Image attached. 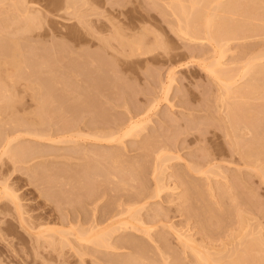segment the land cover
Instances as JSON below:
<instances>
[{
  "label": "rangeland",
  "instance_id": "374dc122",
  "mask_svg": "<svg viewBox=\"0 0 264 264\" xmlns=\"http://www.w3.org/2000/svg\"><path fill=\"white\" fill-rule=\"evenodd\" d=\"M211 1L0 0V264L264 256V0Z\"/></svg>",
  "mask_w": 264,
  "mask_h": 264
},
{
  "label": "bare ground",
  "instance_id": "6f19581e",
  "mask_svg": "<svg viewBox=\"0 0 264 264\" xmlns=\"http://www.w3.org/2000/svg\"><path fill=\"white\" fill-rule=\"evenodd\" d=\"M174 1V3H175V1H177L176 2V5L174 4V5H172L173 7L174 6H176V8H178V6H177V3L178 4H180V2H178V0H173ZM193 2H192V5L194 4H196V2H197V4H198V2H200L199 3V5L200 6H202V7H205L206 5H208V4H206L207 2H208V0L205 2V4L204 3H202L203 1H205V0H203V1H199V0H192ZM217 1L218 0H216V1H214V2H216V3H213L214 4V7H215V9H216V5H219L218 6V8L221 6V9H223V7H222V4H221V2H219L218 1V3H217ZM250 2H251V0H249ZM209 2H212L211 0H209ZM202 3V4H201ZM181 4H182V2H181ZM181 4L179 5V6H181ZM205 6H204V5ZM210 5H208V6H212L211 4L212 3H209ZM216 4V5H215ZM221 4V5H220ZM224 4V3H223ZM17 5V4H16ZM15 5V6H16ZM199 5H195V8L193 7L192 8V11H196L197 13H198V15H197V13L195 12V14L198 16H193V12H191V15H192V17H197V18H195V20L197 21V23L194 25V23L196 22L195 20H194V22L193 23H191L192 21H193V19H191L190 17V15H189V12H190V10H189V12H188V16H190V17H188L187 16V12H186V10H188V9H186V10H184L185 8H180L181 10H183V13H185V15H179L180 17H182V16H186L187 17V19H185L184 21L186 22L185 24H186V27H182V31H183V33L185 32V33H189L188 35L189 36H191L192 37V35L193 36H199L200 34L199 33H201V31L203 30V28H205L206 29V27H207V29L206 30H208L209 28H211L212 29V27H211V25H212V21L214 20V18H213V20H211V14L208 16V14H206L208 17H206V18H208V20H206L205 19V17H201V15H203V13H201L200 11H207L208 10V6H206V8L205 9H203L202 7H200ZM233 5H235V4H233ZM201 8V9H199V7ZM224 6V5H223ZM17 7V6H16ZM198 7V8H197ZM213 7V6H212ZM211 7V8H212ZM175 8V7H174ZM210 8V9H211ZM193 9H196V10H193ZM212 9H214V8H212ZM177 11H179V13H180V10H179V8L177 9ZM217 12V11H216ZM205 13V12H204ZM207 13H208V11H207ZM180 14H182V11H181V13ZM200 14V15H199ZM213 14H215V12H213L212 13V15ZM25 15V14H24ZM204 16H205V14H204ZM248 16V15H247ZM251 16V15H250ZM27 17H29V16H27ZM204 18V19H201V18ZM209 17H210V19H209ZM215 17V16H214ZM30 18V17H29ZM184 19V18H183ZM30 20V19H29ZM29 20H28V22H29ZM201 20V21H200ZM204 20V21H203ZM205 20H206V22L208 21V23H206L205 22ZM210 20H211V22L212 23H210ZM32 21V20H31ZM31 21L29 22V23H27L26 22V19H25V23H26V25L25 24H23L22 26H26L27 27V24H28V27H29V29H30V27L32 26V25H30V23H31ZM184 21H183V23H184ZM200 21V22H199ZM203 21V22H202ZM225 21V20H224ZM203 24H202V23ZM205 22V23H204ZM243 22V21H242ZM19 23V22H18ZM200 23V24H199ZM223 23H225V22H223ZM223 23H222V25H223ZM229 23V22H228ZM236 23H239V22H236ZM244 23V22H243ZM249 23H250V20H249ZM32 24V23H31ZM201 24L204 26V24H206L205 26L206 27H201ZM214 24V23H213ZM226 24H227V22H226ZM225 24V25H226ZM241 24V23H240ZM245 24V23H244ZM21 25V24H20ZM184 25V24H183ZM182 25V26H183ZM193 25V26H192ZM242 25V24H241ZM224 26V25H223ZM223 26H221V27H223ZM228 26V25H227ZM230 26H232L233 27V25H229V28H230ZM237 26V25H236ZM242 26H244V25H242ZM26 27H23V28H26ZM20 28H22L21 26H20ZM19 28V29H20ZM229 28H226L225 30H224V33H226V35L227 34H230V35H232V33H233V36L234 35H238V34H236L234 31H236V29L237 30H239V28H236V29H229ZM234 28V27H233ZM243 28H245V27H243ZM210 29V31L208 30L207 31V33H205V34H209V35H204V34H201L199 37H203V36H208V38L210 39V37H211V40H213V41H215V42H217L216 41V39H218L217 38V35L219 34V32H220V30H222V29H220V30H215V32H214V30L212 31ZM219 29V28H218ZM26 30V29H25ZM241 30H242V28H241ZM179 31H180V29H179ZM204 31V30H203ZM223 31V30H222ZM221 31V32H222ZM181 32V31H180ZM220 32V33H221ZM203 33V32H202ZM216 33V34H215ZM218 33V34H217ZM223 34V33H222ZM222 34H220V35H222ZM186 35V34H185ZM203 35V36H202ZM225 35V34H224ZM121 36V35H120ZM233 36H228V39H230L231 37H233ZM218 37H219V35H218ZM235 37V36H234ZM224 38H226V36L224 37ZM220 41H221V37H220ZM227 41V40H226ZM218 42H219V39H218ZM223 42V41H222ZM140 43V42H139ZM1 46V45H0ZM140 46V45H139ZM219 63H221V62H219ZM218 63V67L220 66V65H222V64H219ZM250 64V63H249ZM254 64V63H253ZM253 64H252V67H253ZM263 64V63H262ZM258 65H260V64H258ZM248 66V65H247ZM246 66V67H247ZM255 66V65H254ZM220 68H222V66L220 67ZM220 68H218L219 70H221ZM251 68V67H250ZM255 68H256V66H255ZM254 68V69H255ZM257 69V68H256ZM211 71H216V72H218V70H216V68H211L210 69ZM222 70H224V68L222 69ZM222 70H221V72H222ZM245 70L247 71V73L248 72H250L249 71V68H245ZM244 70V71H245ZM251 70V69H250ZM245 71V72H246ZM252 71H254L253 69H252ZM224 72H226V74L228 73L227 72V70H224L223 71V73ZM262 73V72H261ZM264 73V72H263ZM225 74V73H224ZM225 74V75H226ZM229 74L230 73H228L227 75L229 76ZM244 74V73H243ZM246 74V73H245ZM258 74V73H257ZM231 75H233V74H230V78L232 77ZM248 75H251V74H249L248 73ZM253 75L255 76V74L253 73ZM260 76V75H259ZM253 77V76H252ZM229 78V79H230ZM234 78V77H233ZM236 78V77H235ZM234 78V79H235ZM250 79H251V77H250ZM259 79V78H258ZM252 80V79H251ZM249 83H251V81L249 82ZM262 83V82H261ZM43 84V83H42ZM232 84H233V79H230L227 83H225V85H224V89L226 88L227 89V92L228 93H230L231 92V89H232ZM250 85H253V84H250ZM234 86V85H233ZM96 87V86H95ZM255 87H256V85H255ZM236 88V87H235ZM225 89V90H226ZM238 90V89H237ZM2 91V90H1ZM235 104V103H234ZM234 104H231V106H228L230 109H231V113H230V120H231V122H232V124L233 125H235L236 124V119H237V116H239V110L240 109H242V106L240 105V104H238L237 103V105H234ZM229 110V109H228ZM242 112V111H241ZM240 112V113H241ZM229 120V121H230ZM141 123L142 122H140V121H132L131 122V124H130V126L127 128V130H126V132H124L123 133V135H120L119 133L117 134V133H114V134H112V135H110L107 139H114L115 137H116V135H119L120 137L119 138H122V136H125V135H127V134H129V133H131L133 130H135L137 127H139L140 125H141ZM249 124V123H248ZM254 124V123H253ZM238 128V127H237ZM256 133V132H255ZM239 140V139H238ZM120 141H122V140H120ZM261 144L263 145L264 144V140H262V142H261ZM242 151V150H241ZM251 152H252V148L251 147H249L248 149H246L245 150V153L246 154H248V155H250L251 154ZM102 240H104L103 238H102ZM257 240H260V239H250V240H247L246 242H245V244H244V248H243V256L241 257V258H238L237 260H233V259H231L230 261H228L227 263H222L221 262V259H222V257L221 256H214L213 255V253H211V252H204V251H201V250H199V249H197L195 246H193V245H191L190 244V242L189 241H187L186 243H187V245H188V243H189V245H190V247H191V249L193 250V252H194V254H195V256H196V260H198L199 262H200V264H242L241 262L242 261H245V262H248V261H250L251 262V264H264V256H261L260 254H259V252H260V250H261V247H259L260 245H259V242L257 241ZM186 241V240H185ZM240 260V261H239Z\"/></svg>",
  "mask_w": 264,
  "mask_h": 264
}]
</instances>
